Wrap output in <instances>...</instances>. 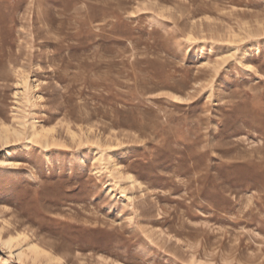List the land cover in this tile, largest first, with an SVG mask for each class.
Segmentation results:
<instances>
[{"label":"rangeland","instance_id":"374dc122","mask_svg":"<svg viewBox=\"0 0 264 264\" xmlns=\"http://www.w3.org/2000/svg\"><path fill=\"white\" fill-rule=\"evenodd\" d=\"M0 231V264H264V0H0Z\"/></svg>","mask_w":264,"mask_h":264},{"label":"bare ground","instance_id":"6f19581e","mask_svg":"<svg viewBox=\"0 0 264 264\" xmlns=\"http://www.w3.org/2000/svg\"><path fill=\"white\" fill-rule=\"evenodd\" d=\"M127 178H128V176H127ZM131 177H129V179H130ZM132 179V178H131ZM21 238V237H25V238H27V236H23L22 235V233L20 234V235H18V236H11V237H9V238H1V231H0V239H2L3 241H4V243H6L7 244V246L8 247H10V248H12V245H13V242L15 241V239L16 238ZM31 248L35 251V252H37L38 254H43V253H48L50 256H51V258L52 259H54V258H56V259H58V260H64V258L61 256V255H57V254H53L51 251H49V250H47V249H45L42 245H40V244H37V243H32L31 245ZM21 254V253H20ZM19 256H21V255H19Z\"/></svg>","mask_w":264,"mask_h":264}]
</instances>
